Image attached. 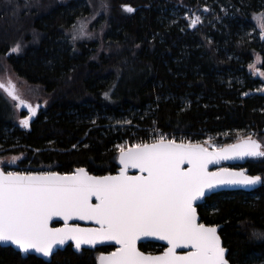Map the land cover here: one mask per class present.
I'll list each match as a JSON object with an SVG mask.
<instances>
[{
  "label": "trees",
  "instance_id": "trees-1",
  "mask_svg": "<svg viewBox=\"0 0 264 264\" xmlns=\"http://www.w3.org/2000/svg\"><path fill=\"white\" fill-rule=\"evenodd\" d=\"M25 2L13 0L14 15L0 0V60L48 102L25 128L26 110L0 90V160L18 157L31 172L84 168L104 176L117 172L118 146L161 134L225 144L251 136L264 146L263 84L247 70L257 55L264 72V39L253 21L264 22V0H110L91 38L75 41L72 26L92 17L97 0H27L32 7L23 10ZM194 16L201 21L192 27ZM17 42L21 51L10 53ZM240 167L261 176L260 188L214 194L197 212L220 227L230 264H264V239L252 236L264 232V157ZM111 250L67 246L47 263L0 247V264H96L100 251Z\"/></svg>",
  "mask_w": 264,
  "mask_h": 264
},
{
  "label": "snow or ice",
  "instance_id": "snow-or-ice-1",
  "mask_svg": "<svg viewBox=\"0 0 264 264\" xmlns=\"http://www.w3.org/2000/svg\"><path fill=\"white\" fill-rule=\"evenodd\" d=\"M6 3L15 15L18 5L13 0ZM31 7L26 0L23 10ZM122 7L128 13L136 11L128 4ZM110 8V0H97L90 19L99 12L108 13ZM90 19H78L72 26L73 41L91 38L87 31ZM200 21V16H194L190 25L195 27ZM258 27L264 39V22ZM33 35L38 38L36 33ZM21 48L17 42L10 53H19ZM249 68L255 69V64ZM257 72L264 76V72ZM0 90L18 101L17 106L28 108L30 115L19 121L27 128L39 105L34 107L22 99L11 79L7 85L0 81ZM118 148L121 167L116 175L95 176L84 168L64 174L0 168V242H10L25 254L35 251L46 257L67 241H74L77 250L100 241L119 245L107 255L101 253L99 264H230L218 226L199 222L195 205L220 187L260 184L261 176L248 175L244 169L222 167L209 171L208 166L222 160L264 157V146L251 136L232 144L206 147L161 134L151 143ZM129 169H138V174L129 175ZM53 217H62L64 225L50 227ZM74 217L94 221L97 226L84 228L68 223ZM149 236L167 241L162 254L146 255L137 248V241ZM252 236L264 239V232L254 231ZM178 248L189 250L177 252Z\"/></svg>",
  "mask_w": 264,
  "mask_h": 264
},
{
  "label": "water",
  "instance_id": "water-1",
  "mask_svg": "<svg viewBox=\"0 0 264 264\" xmlns=\"http://www.w3.org/2000/svg\"><path fill=\"white\" fill-rule=\"evenodd\" d=\"M118 157H119V154H118ZM257 158H260V157H245L244 159L222 160V161H219L218 163L210 164L208 167H209V171H215L217 168H222V167L233 168V169H236V170L244 169L246 171V173L248 175H250L246 168H243V167H240V166L243 165L245 160L257 159ZM117 166H118L117 172L114 173V174H111V175H116L119 172V169H120L121 165L119 163V159L118 158H117ZM138 171H139L138 169H129V175L138 174ZM261 185H262V182L260 184H257V185L251 186V187H245V186L237 185V186H227V187L217 188V189H215L213 191L212 194L206 195L205 198H202L200 201L196 202V205H195L196 209L207 198H209L210 196H212L214 194H218V193H222V192H237V191H240V192H254L258 188H260ZM95 202H96L95 198H93V203H95ZM197 215H198V212H197ZM198 218H199V222H201V219H200L199 215H198ZM49 223H50V227L56 228V227H62L65 222H64L62 217H53L52 220ZM68 223H70V224H79L81 227H84V228H93V227L97 226L94 221L79 220L78 218H75V217L72 220L68 221ZM219 230H220V227L218 226V234H219ZM221 242H222V240H221ZM147 243L160 245V246L164 247V251L168 247L167 241L160 240L158 237L149 236V237H141L137 241V248L140 250L139 246L141 244H147ZM69 245L72 247V249L75 252H79V251H82V250L95 251V250H97L99 248H103V247H113L114 251H115L116 248L119 247V245H117L114 241H100V242H97L95 245H82L81 248L79 250H77L75 248V242L74 241H67L63 245H57L54 248V250H53V254L50 257H46L43 254L36 253L35 251H30L29 253L25 254V253L20 252L19 249L17 248V246L11 244L10 242L9 243L0 242V247L11 248L15 252L19 253L23 258L27 257V256H34V257H36V258H38L40 260H43L44 262H47V263L51 261V259H52L54 254H56L58 251H63ZM222 246H223V243H222ZM188 250L189 249H186V248H178L177 252H185V251H188ZM141 252H143V251H141ZM143 253H145V252H143ZM162 253H160V254H162ZM145 254L149 255L148 253H145ZM160 254H150V255H160ZM226 258H227V250H226ZM97 264H99V260H97Z\"/></svg>",
  "mask_w": 264,
  "mask_h": 264
},
{
  "label": "rangeland",
  "instance_id": "rangeland-1",
  "mask_svg": "<svg viewBox=\"0 0 264 264\" xmlns=\"http://www.w3.org/2000/svg\"><path fill=\"white\" fill-rule=\"evenodd\" d=\"M253 21L256 24V27L260 30L258 25L262 22V19L258 16H255L253 18ZM94 19H90V23L87 26V31H90L91 34H93L92 30H90V25L93 26ZM17 54V53H15ZM257 55L254 56V60L252 64H255V69H250L248 67V72L252 74V76H255V74L258 76L260 81L262 82L263 86L260 88V90L257 92L259 94L264 95V76H261L258 74L257 70H259L260 65H261V60L257 61ZM260 72V71H259ZM9 79L12 80L13 83L16 84L17 87V92L21 96L22 99L26 100L28 103L32 104L34 107L39 105L37 108V111L40 110V107L46 106V103L48 102V98L46 99V96L43 95V93L38 92L35 89H32L30 86H28L24 81L18 79L13 72L10 70V68L7 66V64L3 61L0 60V81L5 83V85L8 84ZM10 98V97H9ZM12 100V99H11ZM13 101V100H12ZM18 108V110L21 112L22 110H26L25 112L27 113L26 116H29L28 114V108L26 106H17L18 101H13ZM157 137V136H156ZM175 138V137H174ZM153 141V140H152ZM150 141V142H152ZM188 140H185L187 142ZM194 142V141H192ZM198 142V141H195ZM200 143L204 144L206 147H208L210 144H216V145H225L224 140H213V139H204L201 140ZM125 147L131 146L129 142L122 144ZM211 150V149H210ZM20 162V158L14 157V156H6L0 160V166H7L8 169L5 171H16V172H31L29 169H25L22 167H18V163ZM38 171H52V168H41Z\"/></svg>",
  "mask_w": 264,
  "mask_h": 264
},
{
  "label": "flooded vegetation",
  "instance_id": "flooded-vegetation-1",
  "mask_svg": "<svg viewBox=\"0 0 264 264\" xmlns=\"http://www.w3.org/2000/svg\"><path fill=\"white\" fill-rule=\"evenodd\" d=\"M151 243H147V244H141V245H150ZM155 245H157V244H155ZM70 246V245H69ZM160 246V245H159ZM162 247V246H161ZM106 248H110V247H106ZM100 249H103V248H99V249H97V250H100ZM97 250H95V251H97ZM112 251H114V248L112 247V250L111 251H107V252H105V251H100L98 254H97V260H98V257L100 256V254L101 253H103V254H105V255H107L108 253H111ZM164 251V247H162L161 248V251L160 252H156V253H154V254H160V253H162ZM92 252H94V251H92ZM145 253H148V254H152V253H150V252H145ZM96 264H97V262H96Z\"/></svg>",
  "mask_w": 264,
  "mask_h": 264
},
{
  "label": "built area",
  "instance_id": "built-area-1",
  "mask_svg": "<svg viewBox=\"0 0 264 264\" xmlns=\"http://www.w3.org/2000/svg\"><path fill=\"white\" fill-rule=\"evenodd\" d=\"M180 140V139H179ZM179 140H177L179 142Z\"/></svg>",
  "mask_w": 264,
  "mask_h": 264
}]
</instances>
